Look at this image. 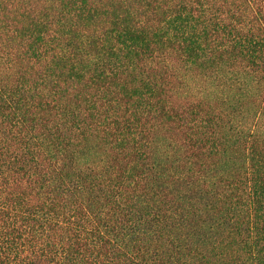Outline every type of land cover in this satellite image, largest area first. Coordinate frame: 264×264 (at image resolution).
<instances>
[{
  "label": "trees",
  "instance_id": "16d2710c",
  "mask_svg": "<svg viewBox=\"0 0 264 264\" xmlns=\"http://www.w3.org/2000/svg\"><path fill=\"white\" fill-rule=\"evenodd\" d=\"M0 264H264V0H0Z\"/></svg>",
  "mask_w": 264,
  "mask_h": 264
}]
</instances>
